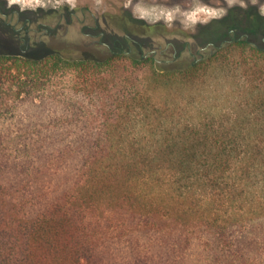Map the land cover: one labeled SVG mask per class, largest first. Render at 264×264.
Here are the masks:
<instances>
[{
  "label": "trees",
  "instance_id": "trees-1",
  "mask_svg": "<svg viewBox=\"0 0 264 264\" xmlns=\"http://www.w3.org/2000/svg\"><path fill=\"white\" fill-rule=\"evenodd\" d=\"M220 33L162 58L0 38V264H264V15L230 6L198 34Z\"/></svg>",
  "mask_w": 264,
  "mask_h": 264
},
{
  "label": "rangeland",
  "instance_id": "rangeland-1",
  "mask_svg": "<svg viewBox=\"0 0 264 264\" xmlns=\"http://www.w3.org/2000/svg\"><path fill=\"white\" fill-rule=\"evenodd\" d=\"M7 4L14 6L22 11H26L30 18L34 19L38 15H42L44 23L51 27H55L59 23L60 13L65 9L67 12L74 11L75 16L69 27L65 26L64 21H60L61 29H59L54 38H43L41 43H52L58 47L63 45L71 46L74 55L77 56H97L102 57L106 52L118 53L122 48L120 41L121 21L124 10L128 11L134 18L144 20L149 24L162 23L165 27L164 35L152 34L151 41L147 37H133L135 41L134 47L143 48L146 56L148 50L156 49L157 58H162L160 52L161 47L170 42L176 49L182 47L184 42H189L192 46L202 48L210 43L213 46L219 45L220 42L226 41L228 35L220 33L211 38L199 36V31L204 25L210 21L220 18L225 14L228 7L235 4L244 7L246 4H256L260 7V11L264 14V0H222V4L217 1L206 0H5ZM261 3V4H260ZM85 16V22H81ZM96 26L98 30L113 31V34L106 35L101 39L102 42L94 43L93 38L85 36L87 30L82 32V26ZM67 27V28H66ZM135 30L136 27H131ZM91 33V32H90ZM1 38V36H0ZM96 41L100 40L97 35ZM2 43L0 39V44ZM11 48V47H10ZM160 48V49H159ZM68 49V48H66ZM90 54V55H89ZM223 59V58H222ZM220 58V62L222 60ZM230 65L239 68V72H235L237 77L244 76L242 67H249L255 63L250 53L234 52L227 57ZM242 62V63H241ZM244 63V64H243ZM247 65V66H246ZM147 70L139 73L140 77H148ZM200 79H212L220 81L225 78L221 70H206L198 75ZM228 76H230L228 74ZM158 92V91H157Z\"/></svg>",
  "mask_w": 264,
  "mask_h": 264
},
{
  "label": "flooded vegetation",
  "instance_id": "flooded-vegetation-1",
  "mask_svg": "<svg viewBox=\"0 0 264 264\" xmlns=\"http://www.w3.org/2000/svg\"><path fill=\"white\" fill-rule=\"evenodd\" d=\"M206 1H217L222 4V0ZM247 5L251 4H246L244 7H247ZM233 6L241 7V5L239 4H235ZM252 6H254L256 10L261 13L260 7L258 5L252 4ZM27 14L29 13L26 11H22V9H18L14 6L7 4L5 0H0V36L6 38L10 43H12L15 48L25 49L26 46H29V44L31 43H39L42 41L43 38L51 37L54 32L56 33L59 29H61V27H63L60 21H64L65 26L69 27L72 23L73 16H75L74 11L67 12L65 9L63 12L60 13V17L58 18L59 23L56 24L55 27H51L44 23V21H42V15H38L34 19H32L27 16ZM81 22H85V16L83 17ZM98 28L99 26L97 25H83L82 32L84 33V30H87L88 32L84 33V35L93 39H95V37L99 35L101 41V39L105 36L104 31L107 30H101V32L95 34V31ZM121 41L123 44L121 49L125 48L128 51L131 50V46L135 44V41L131 38L121 39ZM221 44L222 42H220L219 45ZM190 45L191 44L187 42L185 47H188L190 49ZM135 47L138 48L139 53L142 56H145L143 53V48L137 46ZM203 48L204 47L200 48V50ZM146 54H148V52Z\"/></svg>",
  "mask_w": 264,
  "mask_h": 264
},
{
  "label": "clouds",
  "instance_id": "clouds-1",
  "mask_svg": "<svg viewBox=\"0 0 264 264\" xmlns=\"http://www.w3.org/2000/svg\"><path fill=\"white\" fill-rule=\"evenodd\" d=\"M199 109V105H192L188 110V115L194 117Z\"/></svg>",
  "mask_w": 264,
  "mask_h": 264
}]
</instances>
